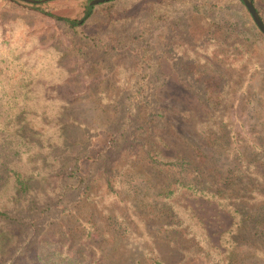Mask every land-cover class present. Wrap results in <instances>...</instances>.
Here are the masks:
<instances>
[{
  "label": "trees",
  "instance_id": "obj_1",
  "mask_svg": "<svg viewBox=\"0 0 264 264\" xmlns=\"http://www.w3.org/2000/svg\"><path fill=\"white\" fill-rule=\"evenodd\" d=\"M51 1L37 3L41 13L55 20L79 45L86 62L100 66L111 76L118 73L125 87L102 101L108 113L106 123L98 130L86 126L85 139L74 150L62 122L64 101L44 96L43 91L40 97L31 95L29 86L18 81L21 60L0 54V264H104L105 249L95 246L93 252L89 241L97 229L76 210L100 176L104 177L109 198L131 206V214L136 213V204L121 196L128 188L140 196L139 201L135 198V203L142 206L139 211L162 219L158 230L151 233L147 219L140 218L142 236L152 245V264H168L154 247L161 236L171 238L173 243L179 236L191 237L192 249L197 248L201 257L211 260L216 252L225 256L224 264H236L234 247L223 248L212 242L192 204L208 200L230 213L234 239V229L242 224H264L259 213L249 207L264 199V194L259 188L246 192L247 184L241 183L244 171L237 163L226 172L220 165L223 156L243 163L241 158L247 151L232 145L236 131L225 124L226 114L218 112L225 101L224 77L207 72L196 61L182 63V79L210 112L199 128L205 142L192 146L196 158L168 156L162 136L167 116L158 98L168 78L155 38L166 27L187 35L190 16L213 5L245 12L248 21L244 26L258 39L264 34L245 1L110 0L92 5V0H87L83 12L74 16L42 7ZM251 1L264 23V0ZM218 26L226 34L239 36V41L230 44V52L221 48H230L223 39L210 34V39L217 42L215 56L221 49L224 54H235L237 46H249L246 43L251 39L238 28L239 23L227 20ZM137 167L151 169L158 179L142 172L141 184L132 186ZM260 169L258 174L264 177V162ZM255 234L264 236V231Z\"/></svg>",
  "mask_w": 264,
  "mask_h": 264
},
{
  "label": "rangeland",
  "instance_id": "obj_2",
  "mask_svg": "<svg viewBox=\"0 0 264 264\" xmlns=\"http://www.w3.org/2000/svg\"><path fill=\"white\" fill-rule=\"evenodd\" d=\"M86 4L87 0H53L42 7L74 16L82 13ZM39 7L37 3L23 0H0V54L21 60L23 68L17 75L18 81L29 86L31 95L35 93L34 96L40 97L43 91L44 96L64 101L62 106L66 108V114L62 122L66 123V136L76 150L80 147L79 142L85 139L86 126L98 130L106 123L108 113L104 111L102 101L120 93L125 86L117 77L118 73L111 76L100 66L86 62L79 45L61 30L55 20L44 16ZM250 14L249 19L252 20ZM245 15L242 11H226L208 5L203 12L190 16L191 26L187 35L169 27L156 34V46L168 78L167 84L158 93L167 116L162 136L168 146L165 150L168 156L185 154L191 159L196 158L192 146L205 142L199 128L210 108L198 99L188 82L182 79L181 65L183 62L196 61L207 72L222 75L225 101L218 112L226 114L225 124L236 131L232 145L244 151L247 148V151L241 158L244 166L242 162L223 156L221 168L226 172L237 163L244 171L241 183L247 184L246 192L259 188V192L264 194V177L258 174L261 162H264V36L259 35L257 39L244 26V22L248 21ZM227 20L239 23L238 28H243L245 36L251 39V42L246 43L248 47L237 46L235 54H224L223 51L232 52L233 46L230 44L239 41V36L226 34L218 26ZM210 34L223 39L230 48L221 46L223 50L215 56L217 42L210 39ZM103 139L98 143V148L102 146ZM142 172L156 179L159 177L149 168L144 170L137 167L133 171L132 186L141 184L142 177L139 175ZM103 179L100 176L88 193L89 197L76 205L78 216L86 220L88 218L97 229L91 237L93 240H89L91 250L94 252L95 246L105 249L104 264H152V245L142 236L141 219H147L145 223L151 233L158 230L162 219L150 216L148 211H139L142 206L135 203V198L139 201L140 196H135L128 188L129 191L124 190L121 196L132 199L136 204L138 209L131 214V206L116 198H109ZM192 204L204 221L212 242L223 248L234 247L238 260L236 264H264V236L255 234L256 231H264V224L255 227L250 222L242 224L234 229V239L231 232L234 220L230 213L208 200H195ZM250 205L264 219V199L260 198ZM144 208L148 209L149 206ZM115 232L118 235L114 238ZM155 242L154 247L168 264L225 263V256L216 252L211 260L201 257L197 248L192 249V238L188 236H179L174 243L171 238L161 236ZM216 255L218 258L213 260Z\"/></svg>",
  "mask_w": 264,
  "mask_h": 264
},
{
  "label": "water",
  "instance_id": "obj_3",
  "mask_svg": "<svg viewBox=\"0 0 264 264\" xmlns=\"http://www.w3.org/2000/svg\"><path fill=\"white\" fill-rule=\"evenodd\" d=\"M23 1H27V2H31V3H39L41 2V0H23ZM106 1H110V0H92L91 4L95 5V4H99V3H104ZM245 4L249 10V12L251 13L254 21L256 22V24L258 25V27L260 28V30L264 33V23L259 15V13L257 12L253 2L251 0H244Z\"/></svg>",
  "mask_w": 264,
  "mask_h": 264
}]
</instances>
